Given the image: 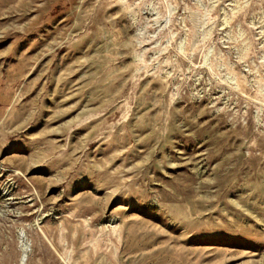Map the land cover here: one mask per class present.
Masks as SVG:
<instances>
[{"label":"rangeland","instance_id":"374dc122","mask_svg":"<svg viewBox=\"0 0 264 264\" xmlns=\"http://www.w3.org/2000/svg\"><path fill=\"white\" fill-rule=\"evenodd\" d=\"M0 264H264V0H0Z\"/></svg>","mask_w":264,"mask_h":264},{"label":"bare ground","instance_id":"6f19581e","mask_svg":"<svg viewBox=\"0 0 264 264\" xmlns=\"http://www.w3.org/2000/svg\"><path fill=\"white\" fill-rule=\"evenodd\" d=\"M26 245H27V244H26ZM27 248H28V247H27ZM27 248L25 247V248L23 249V254H22V260H23V261H24L25 258H26Z\"/></svg>","mask_w":264,"mask_h":264}]
</instances>
